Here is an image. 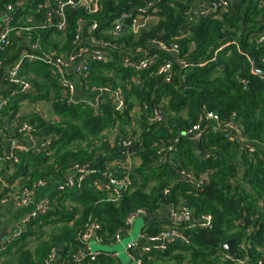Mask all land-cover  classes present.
<instances>
[{"label":"trees","instance_id":"16d2710c","mask_svg":"<svg viewBox=\"0 0 264 264\" xmlns=\"http://www.w3.org/2000/svg\"><path fill=\"white\" fill-rule=\"evenodd\" d=\"M39 2L0 0V11L8 4H17V25H37L44 16L37 10ZM142 2L103 0L98 13L70 11L62 47L55 39L62 33L54 29L39 28L34 39L45 51L64 53L71 50L79 17L96 20L99 28L93 36L107 38L104 31L116 18ZM172 3L162 0L160 11L139 35L123 37L125 47H141L158 55L151 67L139 71L123 67L122 51L111 52L112 62H89L88 73L82 78L83 90L106 85L112 90L101 96L100 114L84 100L68 104L48 65L26 57L27 45L14 43L0 54L4 60L0 97L7 99L0 108V130L9 140L20 139V126L28 121L36 138L45 136L52 141L48 149L16 150L19 162L9 182L18 180L22 188L40 179L61 181L76 164L93 171L85 175L79 188L52 190V210L29 223L18 237L6 241L0 264H45L53 247L60 251V264H77L73 255L81 249L82 236L92 223L99 225L95 233L109 248L116 234L126 228L128 216L139 208L149 214L142 228L144 234L157 235L175 224L191 240L189 245L173 240L163 250L152 247L151 252L141 255L143 264H237L243 258L246 264H264V75L253 71L254 60L264 71V42L256 41L264 30V0H237L221 19L212 15L194 19V0ZM23 17L28 23L20 22ZM183 31L188 35L176 39ZM155 38L166 43L176 41L177 57L159 48L149 50ZM222 46L212 60L215 50ZM134 56L142 58L137 53ZM18 60L22 64L14 76L29 80L35 88L32 92H24L8 75L7 68ZM165 60L173 65L171 81L156 74ZM116 99L122 100L123 107L119 108ZM28 100L49 101L54 119L49 121L38 112L22 113ZM156 108L165 114L164 121H150L149 113ZM206 111L217 113L223 120L236 113L242 136L232 139L224 131L214 132L210 121L203 122L205 128L198 142L185 134ZM120 137L136 138L139 164L132 172L111 165L125 156L117 143ZM159 149L163 158L157 163ZM182 169L193 171L195 176L208 172L209 179L198 186L182 176ZM109 171L120 178L127 174L132 178L119 201L109 200L97 186L108 182L105 172ZM8 186L0 181V196L9 193ZM180 205L191 208L197 217L211 214L212 228H191L190 221L173 220L169 207ZM161 211L164 216L158 215ZM232 238L235 252L223 259L228 251L222 244ZM114 252L104 250L85 261L127 264L120 256L114 257Z\"/></svg>","mask_w":264,"mask_h":264},{"label":"built area","instance_id":"2783aa9c","mask_svg":"<svg viewBox=\"0 0 264 264\" xmlns=\"http://www.w3.org/2000/svg\"><path fill=\"white\" fill-rule=\"evenodd\" d=\"M142 3H136L131 5L126 11H124L112 25L104 31V35L107 38H97L93 36L99 28V23L96 20H90L87 17H79L77 20V28L74 38L71 42V50L64 53L57 51H45L39 44L38 40L34 39V33L37 29H54L62 34H65L69 27L68 13L70 11L83 9L86 14L92 15L98 13L102 8L103 0H41L37 6L38 11H43L44 16L41 23L37 25H17L18 19L15 17V12L18 8L17 4H8L2 11H0V54L7 52L10 47L15 43H20L22 45H27L28 50L25 54L29 59H39L48 65V68L53 76L56 77L59 86L61 87L63 97L67 99L68 104H75L78 100H84L89 102L96 110L97 114L99 112V103L101 96L111 93L112 90L109 86H94L90 91H85V93H92L95 95L93 100L91 99H81L77 98L78 84L74 80L77 77L81 87L83 86L82 78L88 73V65L91 60L99 61L103 63L114 61L113 56H111L112 51H122L121 64L125 68H131L136 71L148 69L158 60L157 54H150L149 52L141 47L133 49L125 47V41L123 37L127 34L139 35L143 29H145L150 21L155 17L154 14L160 11L159 4L162 0H141ZM173 3L176 0H170ZM182 1V0H177ZM237 0H194V9L192 11V16L194 19L201 17H208L212 15L214 18L221 19L224 14H226L233 4ZM172 3V5H173ZM22 4V1L19 2ZM33 20L32 18L29 19ZM31 23H36L32 22ZM188 35L187 32H181L176 39H180ZM256 41L258 43L264 42V30L256 36ZM155 42L159 49L170 52L174 57L179 54V44L176 41L171 43L163 42L159 38L152 40ZM225 46V45H224ZM222 47L215 50L212 60L215 59L216 53L222 49ZM39 49L41 53L38 54ZM31 50V51H30ZM139 54L142 56L140 59H136L134 54ZM22 61L18 60L11 63L7 68L9 77L12 81L24 92L34 91L33 84L24 78H17L16 75L21 67ZM184 67L187 66L186 63L183 64ZM4 67V60L0 58V69ZM173 65L170 60H165L157 69L156 74L158 76L164 77L166 81H171ZM256 72L255 69H253ZM83 89V87H82ZM119 103V108L123 107V102L120 99H116ZM7 103V99L0 97V108ZM144 110H148L147 104L143 105ZM236 113H232L230 119L223 120L215 112L206 111L201 116L199 121L189 128L185 134L191 136L195 141H199L202 137L204 126L203 122H211V130L214 132H226L227 137L238 138L242 136V128L237 120ZM149 119L151 122H161L165 120V114L161 109H154L149 113ZM34 127L28 121L23 122L20 126V133L22 139L30 141L31 145H18L15 144L9 149H0V162L11 164L14 166L19 162L16 155V150L28 151L29 149L35 151H40V149H48L51 146L50 137H38L34 136ZM116 141L117 138L113 137ZM118 145L121 147L124 153V158L139 157L135 151L136 138H126L120 137L117 141ZM158 160L157 163L162 161V149L158 150ZM123 158V159H124ZM133 159V158H132ZM122 160V159H119ZM117 161V160H116ZM114 161L111 165L114 166ZM122 164V163H119ZM137 162L134 166L128 167L126 170L132 172L136 169ZM119 169H121V166ZM93 172L86 167L79 164L74 165L71 178L68 176L61 181H49L45 179H40L31 186H25L20 188L17 192L13 194L11 198L9 193L0 196V212L7 206L10 200L13 199L17 207H28L34 204V207L26 212L20 220L19 229L13 234L12 238L18 237L24 228L32 221H37L41 216L48 214L54 205L52 197L49 195L35 201V195L37 189L42 186H46L48 183L55 184L56 191H64L67 189H72L81 186L86 174ZM68 174V175H69ZM182 176L192 180L198 186L204 184L208 181V172H203L200 175L194 174L193 171H187L186 169L181 170ZM108 178L106 184L97 185L101 190L105 191L108 195V199L112 201H119L124 192L132 184V178L130 175L125 177H118L114 175L112 171L105 172ZM7 178L2 176L0 173V181L2 185L7 187ZM169 190H166L168 192ZM170 217L177 221L175 218L180 216L184 218H192L189 220L191 222L189 227H201L205 229H210L213 226V217L211 214L205 213L200 217L195 216L193 210L185 205H180L179 207H169ZM160 213V212H159ZM157 214V213H156ZM155 215V214H154ZM148 217L149 214L145 209L139 208L133 213H131L126 220V228L120 233L116 234L111 243V246L121 244L123 238L126 235L131 234V227L134 225L135 220L139 217ZM99 229V225L92 223L90 230L83 234L82 242L83 245L81 249L73 255V261L77 264H90V261H85L86 258L94 259L101 251H92L89 241L91 239L95 240L96 243L100 245H105L104 239L96 235V230ZM250 231V229L248 230ZM1 233V231H0ZM11 238V239H12ZM9 239V240H11ZM8 240V241H9ZM173 240L180 241L184 244H191L190 238L175 224L166 226L157 235L148 236L143 232H140L137 239H132L126 244L125 253L128 259L127 264H143L141 255L143 253L151 252L152 247L157 249H166L168 244ZM143 243V245L141 244ZM6 242L0 245V253L6 249ZM245 245L242 246V249ZM231 254L229 252L223 253V259L230 258ZM60 256V251L56 247H53L46 259L45 264H54L58 257ZM114 257H119V251L113 253ZM60 264V262H59ZM237 264H246V260L239 259ZM262 264V262H259Z\"/></svg>","mask_w":264,"mask_h":264},{"label":"crops","instance_id":"0c3cea01","mask_svg":"<svg viewBox=\"0 0 264 264\" xmlns=\"http://www.w3.org/2000/svg\"><path fill=\"white\" fill-rule=\"evenodd\" d=\"M74 80L76 81V83L78 84V90H77V98H81V99H91L93 100L95 98V95L92 93H85L79 83V80L77 77H74ZM24 106V105H23ZM34 107V105L32 106ZM23 110V107H22ZM22 113L24 114H31L33 113V110L31 109V113H26L24 111H22ZM0 143L2 144V148L0 147V149H9V147H13L15 146V144L18 145H31L32 143L30 141H27L25 139H13V140H9L8 138H6L2 132V130H0ZM133 158V159H132ZM137 162H139L137 157H130V158H124L122 160H117L114 163V166L116 168H120L118 166H121V169H126L128 167L134 166ZM122 163V164H119ZM0 173L2 174V176H4L5 178H7V182L10 181L11 176L14 173V166L11 164H6V163H2L0 162ZM9 186V195L12 198L13 194L15 192H17L20 189L19 186V181L16 180L14 183L13 182H9L8 184ZM55 184L54 183H48L46 186H42L39 187L37 189L36 195L34 200L38 201L41 198L49 195L50 193H52V190H55ZM34 207V204H31L28 207H17L12 200H10V202L7 204V206H5L2 211L0 212V245L6 241H8L9 239L12 238L13 234L19 229L20 227V220L23 217V215L28 212L31 208ZM158 215L160 216H164L165 213L163 211H161ZM154 216V215H153ZM152 216V217H153ZM148 218L144 217V224ZM143 228V227H142ZM142 232V230H141ZM96 241L91 239L89 241V244L91 246L92 251H100V250H105L103 248H93L92 243ZM98 244V243H96ZM100 245V244H98ZM102 246V245H101ZM111 247V246H110ZM60 261V256L58 257L57 261L54 264H59ZM127 263V262H126Z\"/></svg>","mask_w":264,"mask_h":264},{"label":"rangeland","instance_id":"374dc122","mask_svg":"<svg viewBox=\"0 0 264 264\" xmlns=\"http://www.w3.org/2000/svg\"><path fill=\"white\" fill-rule=\"evenodd\" d=\"M30 19V18H28ZM20 22L22 24H26L28 23L27 20H24V17L21 18ZM55 39L57 41L58 44H60V46L62 47L63 45V34H58V36H55ZM23 110L24 112H28L31 113V109L33 110V112H38L41 113L43 115V117L47 118L49 121L53 120L55 116L52 115L51 112V103L47 100H40V101H26L23 104ZM34 105V107H32ZM144 225V217L143 216H139L135 222L134 225L131 227V234L130 235H126L123 238V242L121 244H117L114 246H111L109 248H107V246L105 245H98L95 242L92 243L93 248L97 249V248H103L105 250H111V251H119L120 253V257L124 262H128V259L126 257V253H125V247L126 244L131 241L132 239H137L139 237V234L142 230V227ZM133 264V263H131Z\"/></svg>","mask_w":264,"mask_h":264},{"label":"water","instance_id":"95a60500","mask_svg":"<svg viewBox=\"0 0 264 264\" xmlns=\"http://www.w3.org/2000/svg\"><path fill=\"white\" fill-rule=\"evenodd\" d=\"M152 48H158V46H157V44L155 42H151L150 43L149 50H152ZM253 62H254V65H255L256 72L260 73L261 75H264V71L259 68L257 61L254 60ZM71 176H72V174H69L68 178H71ZM175 219L177 221L183 220L180 216L176 217ZM184 219L187 220V221L192 220V218H184ZM234 241H235V238H232V239L224 242L222 244V248L225 249L226 251L230 252V253H234L235 252L234 245H233Z\"/></svg>","mask_w":264,"mask_h":264}]
</instances>
